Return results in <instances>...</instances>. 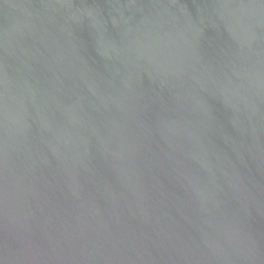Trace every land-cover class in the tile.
I'll return each instance as SVG.
<instances>
[{
  "label": "water",
  "instance_id": "95a60500",
  "mask_svg": "<svg viewBox=\"0 0 264 264\" xmlns=\"http://www.w3.org/2000/svg\"><path fill=\"white\" fill-rule=\"evenodd\" d=\"M0 264H264V0H0Z\"/></svg>",
  "mask_w": 264,
  "mask_h": 264
}]
</instances>
